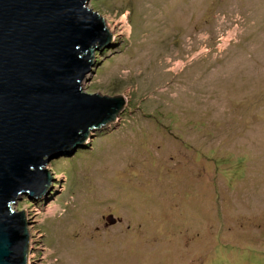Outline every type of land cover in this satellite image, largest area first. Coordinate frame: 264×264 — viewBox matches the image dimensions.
Wrapping results in <instances>:
<instances>
[{
    "label": "rangeland",
    "instance_id": "374dc122",
    "mask_svg": "<svg viewBox=\"0 0 264 264\" xmlns=\"http://www.w3.org/2000/svg\"><path fill=\"white\" fill-rule=\"evenodd\" d=\"M83 92L124 105L22 196L27 264H264V0H90Z\"/></svg>",
    "mask_w": 264,
    "mask_h": 264
},
{
    "label": "water",
    "instance_id": "95a60500",
    "mask_svg": "<svg viewBox=\"0 0 264 264\" xmlns=\"http://www.w3.org/2000/svg\"><path fill=\"white\" fill-rule=\"evenodd\" d=\"M90 0H0V264H27L22 196L50 190L46 166L80 147L124 105L82 91L111 41Z\"/></svg>",
    "mask_w": 264,
    "mask_h": 264
},
{
    "label": "bare ground",
    "instance_id": "6f19581e",
    "mask_svg": "<svg viewBox=\"0 0 264 264\" xmlns=\"http://www.w3.org/2000/svg\"><path fill=\"white\" fill-rule=\"evenodd\" d=\"M101 129V128H100Z\"/></svg>",
    "mask_w": 264,
    "mask_h": 264
}]
</instances>
